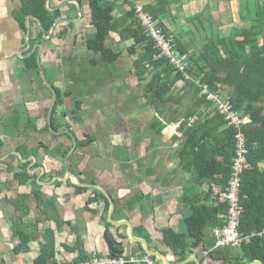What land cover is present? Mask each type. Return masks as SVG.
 Listing matches in <instances>:
<instances>
[{
  "label": "crops",
  "instance_id": "1",
  "mask_svg": "<svg viewBox=\"0 0 264 264\" xmlns=\"http://www.w3.org/2000/svg\"><path fill=\"white\" fill-rule=\"evenodd\" d=\"M244 1L169 0L168 11L178 18L184 32L191 28L189 18L204 13L205 18L212 17L220 32L227 34L233 27L245 26L240 21ZM130 2L141 7L149 4L148 0ZM130 2L118 1L117 17L130 9ZM19 7L18 0H0V261L34 264L39 254L38 242L30 245L29 253H12L15 243L8 221L16 219L19 213L5 201L21 194L30 196L32 189L6 181L5 171L6 162L14 167L19 164L20 147L28 152L38 150L28 159L32 161L30 169L44 159L47 146L54 151L55 159L47 164V169L39 167L32 174L44 199L55 200L58 216L51 206L42 215L30 196V213L25 220H43L39 225L42 231H55L58 264H71L80 257L79 251H70L79 240L88 259L111 255L106 235L118 246V251H114L125 258L146 254L155 264H203L205 252L199 249L190 251L185 262H177L163 240L167 228L183 231V217L190 212L189 201L183 199L187 193L200 202L207 200L201 194L209 186L197 183L195 172L183 168L176 144L171 143L180 120L196 106L197 98H191L193 92L181 86L191 106L179 107L180 101L177 106L170 105L169 113L179 121L159 131L153 127L156 111L146 101L134 60L125 54L110 64L89 51L87 43L95 30L88 2L80 5L75 1H47L49 11L60 12L48 31L40 22L30 23V17L26 19L27 29L23 30L16 15ZM112 39L120 41L117 34ZM33 54L37 56L38 70L30 72L26 60ZM56 91L63 96L54 115L57 132L51 128ZM206 113L201 107L200 114ZM169 118L162 115L160 120L165 124ZM170 128L173 130L169 131ZM86 136L96 141L97 155L89 148L77 149V143ZM11 155L17 158L11 159ZM76 186L88 191L78 194ZM95 191L102 192L110 205L107 216L105 200L88 206ZM49 216L53 220L50 217L46 221ZM57 219L60 227L65 225L61 230ZM206 236L209 251L236 254L234 246L216 248L214 231Z\"/></svg>",
  "mask_w": 264,
  "mask_h": 264
},
{
  "label": "trees",
  "instance_id": "2",
  "mask_svg": "<svg viewBox=\"0 0 264 264\" xmlns=\"http://www.w3.org/2000/svg\"><path fill=\"white\" fill-rule=\"evenodd\" d=\"M18 1L20 7L16 15L23 30L27 29L26 19L29 17L32 19L30 23L40 22L46 31L60 17L59 11L48 10V0ZM59 1L61 3L75 1L80 5L85 1L89 3L91 25L95 30L93 38L87 43L89 51L110 64L126 54L134 60L136 77L141 84L147 82L149 73L152 74L145 89L147 102L155 111L161 110L160 114L170 117L165 125L159 120L158 126L155 124L157 130H164L171 123L179 121L168 112V104L173 99L171 95L176 84L183 83V89L193 91L197 95L195 108L180 120L179 129L172 133L171 143L178 145L176 153L183 168L194 171L197 183L207 184L209 188L207 192L201 194L207 198L204 202H200L196 197H189L187 191L185 192L187 194L183 199L189 201L190 212L183 217L182 232L172 228L163 231L164 243L172 251L176 261L185 262L190 251L199 249L208 253V264H251L255 261L264 264V235H260L264 231V0L241 2L240 21L245 26L233 27L227 34L220 32V27L213 19L205 20L200 17L189 18L187 22L191 28L184 32L180 30L182 25L178 18L173 17L168 11L169 0H148L149 4L142 6L143 12L152 17L168 37L174 36L176 48L182 54L188 55V65L184 71L173 66L168 58L160 57V50L155 47L149 32L139 22L134 3L130 4V10L117 17L115 12L119 0ZM197 21L201 22L200 26H205L203 30L198 28ZM113 34L118 35L119 42L112 39ZM38 36L43 39L41 34ZM31 38L34 40V35H31ZM127 41L131 42L130 46L123 48ZM26 66L27 71L38 70L36 54L26 60ZM195 80L209 85L214 92L220 93L222 98L230 99L233 110L241 117L240 128L228 127L225 117L216 111L214 104L205 97H200V89L196 86ZM56 97L51 121V128L55 132H57L54 123L55 110L63 103L60 92L56 91ZM201 107L207 111L204 116L200 114ZM191 120H194L192 125ZM171 130L173 129L170 128L169 131ZM238 131L245 136L248 151L240 192L242 214L239 233L243 240L241 245L236 247L235 255H225L206 248V233L221 230L226 225L228 205L221 203L215 194L218 190L224 192L228 186L232 160L236 156L235 136ZM79 148H89L93 155L99 153L98 145L91 136H86L84 141L77 143V149ZM37 151L28 152L24 147L17 149V153L22 157L16 167L11 162H6L5 172L8 174L6 181L18 182L21 187L30 186L32 189L30 196L37 210L43 215L46 213L45 208L51 206L55 216H58L55 200L44 199L41 186L32 174V171L39 167L47 169V164L55 159V154L46 146L44 159L29 169L32 161L28 159ZM10 158L17 157L11 155ZM75 188L78 194L88 191L80 186ZM30 196L21 194L13 200L5 201L19 213L18 217L12 220L10 227L11 239L15 243L12 253L16 255L29 253L30 245L38 242L39 254L34 264H58L55 260V231L50 228L42 231L39 225L44 222L43 220H37L36 223L25 220L30 213L28 204ZM102 199L106 203L107 216L110 205L102 192L95 191L94 196L88 200V206ZM117 208L116 206L115 212ZM50 217L52 216L46 218V221L50 220ZM55 221L59 230L64 228L65 225L60 227L58 224L59 219ZM105 238L112 249L118 251L119 248L111 236L106 235ZM70 251L80 252V257L74 263L88 260L82 240H79ZM110 256L123 257L120 254ZM0 264L6 263L0 261Z\"/></svg>",
  "mask_w": 264,
  "mask_h": 264
},
{
  "label": "built area",
  "instance_id": "3",
  "mask_svg": "<svg viewBox=\"0 0 264 264\" xmlns=\"http://www.w3.org/2000/svg\"><path fill=\"white\" fill-rule=\"evenodd\" d=\"M136 14L139 22L145 28L155 43V47L160 50V57L168 58L173 66L180 71H184L188 65V55L182 54L175 46L174 36H167L162 29H160L152 17L143 12L141 6H136ZM196 86L200 89V97H205L207 101L214 104V108L218 113L225 117V122L228 127L235 126L240 128L241 117L233 110L229 98H222L220 93L214 92L209 85L202 84L200 80H195ZM194 120L190 121L192 125ZM236 156L232 160L231 176L228 181V186L224 192L218 190L216 197L221 203L228 205V213L226 216V225L221 230H215L214 235L216 238V248L225 246L239 247L243 238L239 233L240 218L242 214L241 203V188H242V175L247 164V149L245 136L238 131L235 136ZM177 147V145H176ZM264 235V231L260 234ZM203 264H208V253L204 254ZM71 264H155L153 259L146 254L141 256H132L130 258L112 256L95 255L87 261Z\"/></svg>",
  "mask_w": 264,
  "mask_h": 264
},
{
  "label": "rangeland",
  "instance_id": "4",
  "mask_svg": "<svg viewBox=\"0 0 264 264\" xmlns=\"http://www.w3.org/2000/svg\"><path fill=\"white\" fill-rule=\"evenodd\" d=\"M131 3V2H130ZM136 6L137 5H135V8H136ZM140 6H141V4H140ZM129 8H131L130 6H129ZM128 10V9H127ZM126 10V11H127ZM130 10V9H129ZM242 13V10L240 9V14ZM205 16V14L204 13H197L196 15H195V17H200V19H202V18H204L205 20H208V19H212V17H208V18H205L204 17ZM200 21H197L196 22V24L197 25H199L198 26V28L200 29V30H203L204 29V25H201L200 26ZM204 23V22H203ZM31 40H33V38H31ZM33 42L31 41V44H32ZM128 46H130V44H124V46H123V48H126V47H128ZM125 51V50H124ZM151 78H152V74L151 73H149L148 74V76H147V82H142V85H143V89H146L147 88V84H148V82L151 80ZM139 82V81H138ZM140 83V82H139ZM141 84V83H140ZM183 85V83H178V84H176V86L173 88V90H172V97H173V99L172 100H170V102H169V104H168V106L170 107V105L171 106H177V102L176 101H174V99H178L179 101H180V104L178 105L179 107L181 106L182 108H185V109H188V108H190V103L188 102L190 99H189V97L187 96V94H183L182 92H181V86ZM183 90V89H182ZM190 92V91H189ZM193 92V91H192ZM197 98V95H196V93L195 92H193L192 93V95H191V98L193 99V98ZM146 101H148V98H147V100ZM174 101V102H173ZM184 110V109H183ZM169 111L171 112V110L169 109ZM168 111V112H169ZM168 112L166 113V114H168ZM161 113V110L160 111H156V113L154 114L153 113V115H154V118H153V120H152V123H153V127H155L156 125L158 126V124H159V120H160V117L162 116V115H165V114H160ZM160 116V117H159ZM184 117H186V114L184 115ZM161 122L163 123V120H161ZM156 124V125H155ZM164 124V123H163ZM165 125V124H164ZM8 131H12V130H10V129H8ZM29 133V132H28ZM65 136H68L69 137V134L67 135H65ZM64 137V136H63ZM177 145V144H176ZM176 145H175V147H176ZM176 148H178V145H177V147ZM194 175H195V173H194ZM12 220H14V219H12ZM12 220H10V221H8L9 223H10V227H11V222H12ZM45 230V229H44ZM43 230V231H44Z\"/></svg>",
  "mask_w": 264,
  "mask_h": 264
},
{
  "label": "water",
  "instance_id": "5",
  "mask_svg": "<svg viewBox=\"0 0 264 264\" xmlns=\"http://www.w3.org/2000/svg\"><path fill=\"white\" fill-rule=\"evenodd\" d=\"M49 1V0H48ZM80 185V184H79ZM142 243H144V244H146L145 245V247L147 246V243L146 242H143V241H141ZM108 247H109V250H110V252H111V254H113V255H117L118 253L117 252H115L113 249H112V247H111V244L108 242ZM251 264H263L262 262H259V261H255V262H253V263H251Z\"/></svg>",
  "mask_w": 264,
  "mask_h": 264
}]
</instances>
